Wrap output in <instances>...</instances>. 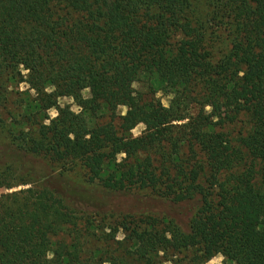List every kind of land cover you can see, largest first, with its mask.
<instances>
[{
  "label": "trees",
  "instance_id": "1",
  "mask_svg": "<svg viewBox=\"0 0 264 264\" xmlns=\"http://www.w3.org/2000/svg\"><path fill=\"white\" fill-rule=\"evenodd\" d=\"M191 1L0 0V111L9 86L25 82L41 111L57 112L17 147L76 163L112 192L196 203L185 230L147 216L104 218L91 236L102 232L109 247L91 251L78 218L44 184L49 174L40 187L0 194V264H206L219 254L264 264V0H207L203 18ZM213 37L229 46L218 59ZM143 79L171 95L167 107L135 93ZM89 83L112 121L80 139V117L57 99ZM119 106L127 111L114 125ZM240 117L249 130L230 138L224 128ZM137 124L144 130L133 137ZM9 178L0 173V189L30 185Z\"/></svg>",
  "mask_w": 264,
  "mask_h": 264
},
{
  "label": "rangeland",
  "instance_id": "2",
  "mask_svg": "<svg viewBox=\"0 0 264 264\" xmlns=\"http://www.w3.org/2000/svg\"><path fill=\"white\" fill-rule=\"evenodd\" d=\"M206 1H191L195 14L201 18L204 17L203 5L205 6ZM211 29L216 32L215 35L220 33L212 25ZM222 36L226 39L228 32H224ZM207 43L209 46L208 51L213 59H218L229 48L224 39L219 41L218 38L213 37V40L209 38ZM22 75L25 80L27 72L22 70ZM132 89L137 95L160 101L165 107L168 106L171 98L170 94L160 89L156 88L155 91L149 89V84L145 79L134 83ZM47 91L54 94L53 89L50 87H47ZM36 98V93L25 82L12 83L5 94L3 110L0 111V173H7L10 176L9 182L11 184H15V180L24 179L30 182V185H18L11 189L1 188L0 194L40 187L43 183L42 179L52 174L44 184L56 191L63 198L64 203L69 206L74 216L78 218L79 228L82 229L83 233L80 242L84 244V248H90L91 251L97 248L103 249L102 251L105 253L109 247V239H104L102 232L98 233V242H95L91 236L96 224L104 218L105 223L100 224L106 226L109 223L108 220L112 221L121 218L123 215H133L172 222L183 230L187 228V224L196 210L194 201L173 203L170 200L158 198L147 191L138 190L112 192L103 189L97 182L88 183L83 170L76 163L67 161L57 163L50 159L46 153L35 154L24 152L18 148L17 146H22L19 139L21 133L24 135L27 130L32 131L36 128V125L47 124L50 119L57 116L54 109L41 111ZM57 104L61 108H68L80 117L81 123L76 128V135L80 139L86 137L88 131L96 125L112 121V114L106 106L91 97L90 83L80 91L59 97ZM126 111V107H117L114 112V125H118L120 122L119 117L124 116ZM143 130L144 126L137 124L131 129L130 134L137 137L141 135ZM248 130L249 125L244 117L238 118L236 123L224 128V131L229 133L230 138H235L239 133L243 134ZM11 143L14 145H11ZM113 165L114 163L111 162V167ZM59 173H62V175H59ZM88 223L91 224V227ZM87 228H89L88 231ZM84 231H87L86 235ZM104 232H108V230ZM121 237V233L116 234V240ZM95 239L97 240V238ZM161 260L160 264L173 263L171 259L162 258ZM2 264L8 263L3 262ZM206 264L259 263L243 261L233 255L219 254Z\"/></svg>",
  "mask_w": 264,
  "mask_h": 264
}]
</instances>
